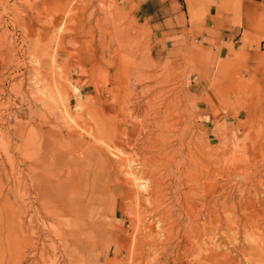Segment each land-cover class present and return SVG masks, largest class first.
I'll return each mask as SVG.
<instances>
[{
	"label": "bare ground",
	"instance_id": "obj_1",
	"mask_svg": "<svg viewBox=\"0 0 264 264\" xmlns=\"http://www.w3.org/2000/svg\"><path fill=\"white\" fill-rule=\"evenodd\" d=\"M35 1L28 19L48 29L30 81L0 34V83L10 78L21 95L13 107L0 101V264H264V120L242 139L198 134L186 117L189 76L180 88L138 92L108 77L119 91L80 98L84 70L54 66L69 45L103 61L104 35L87 39L72 26L102 34L112 15L92 20L101 0ZM217 4L206 1L202 17ZM7 7L0 0V12ZM193 77L197 86L208 79ZM241 142L253 148L241 151Z\"/></svg>",
	"mask_w": 264,
	"mask_h": 264
},
{
	"label": "rangeland",
	"instance_id": "obj_2",
	"mask_svg": "<svg viewBox=\"0 0 264 264\" xmlns=\"http://www.w3.org/2000/svg\"><path fill=\"white\" fill-rule=\"evenodd\" d=\"M5 1L8 7L0 12V34L5 36L11 49L9 59L24 63L26 79L29 80L34 67L30 60L35 61L39 54L43 57L42 46L46 44V39L41 34L48 26L41 25L38 19H28L34 15L33 11L40 9L35 0ZM206 1L101 0V5L93 3L90 8L92 20L105 15L108 19L104 14L108 13L112 15L114 24L109 19L104 20L106 25L102 34L93 25L82 29L75 24L72 28L75 32L84 33L87 39L104 35L103 42L107 46L104 60L93 64L89 56L78 54L69 45L68 56L58 60L53 70L56 73L64 70L79 72L78 67L84 70L85 75L79 77L83 84L82 99L95 96L94 89L119 91L117 85L108 83V77L114 76L127 82L138 92L148 84L153 89L165 85L180 88V83H184L189 76L190 93L185 92L184 85L182 89L191 128L206 138L226 139L236 135L242 139L248 134L246 129H253L257 121L264 120V14L252 13L255 26L252 31H247L245 7L241 0H216L217 7L208 6L206 9L205 18L214 20L217 25L215 33L208 36L209 29L204 28L206 19L201 15V7ZM47 3L52 6L49 1ZM75 6H71L68 13L74 14ZM63 11L60 9V14ZM220 26L224 29L220 30ZM117 28L128 30L124 32L120 29L115 33ZM94 41L96 43L98 39ZM82 45L89 47L84 43ZM91 47L96 46L91 44ZM131 63H135L136 67L127 68L132 66ZM45 72V77L49 78L52 70ZM74 73V78L79 75ZM198 73L206 74L208 79H203L197 86L193 76ZM225 73L230 75L229 78H225ZM0 89L4 91L3 97L0 94V101L7 99L5 105L13 107L19 103L21 95L11 86L10 78L0 83ZM39 95L34 91L33 96ZM77 102L74 96L72 108ZM208 104L210 110H206ZM247 105L252 107L250 112L245 108ZM225 146H219L216 140L211 143V148L218 153H223ZM240 146L241 151L253 148L250 142H241Z\"/></svg>",
	"mask_w": 264,
	"mask_h": 264
},
{
	"label": "crops",
	"instance_id": "obj_3",
	"mask_svg": "<svg viewBox=\"0 0 264 264\" xmlns=\"http://www.w3.org/2000/svg\"><path fill=\"white\" fill-rule=\"evenodd\" d=\"M241 3H243L244 7H245V11L244 13L246 14L245 16V20H244V24H245V30L247 31H252V29H254L253 26H255V24L253 23V14L252 13H256V11L259 14H264V0H241ZM207 17V15H206ZM249 18V20H248ZM205 23H204V28H208L211 29L213 22L212 20H207V18H205ZM220 30H223L224 27L220 26L219 27ZM221 35V33H220ZM223 40V38H222Z\"/></svg>",
	"mask_w": 264,
	"mask_h": 264
}]
</instances>
